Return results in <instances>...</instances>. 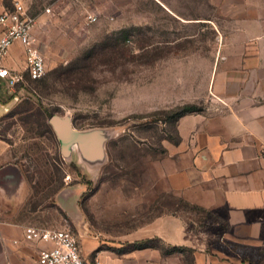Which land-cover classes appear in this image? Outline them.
Instances as JSON below:
<instances>
[{
  "label": "rangeland",
  "instance_id": "1",
  "mask_svg": "<svg viewBox=\"0 0 264 264\" xmlns=\"http://www.w3.org/2000/svg\"><path fill=\"white\" fill-rule=\"evenodd\" d=\"M17 3L34 19L46 70L37 83L24 73L14 94L0 82V105L7 109L0 107V141L18 167L13 191L24 197L23 218L78 234L82 250L95 256L147 239L149 230L129 234L173 213L189 228H208L228 253L264 264V246L223 239L225 226L211 212L161 190L156 168L176 151V110L202 108L209 97L210 58L228 32L224 0H0V8ZM197 15L200 22L193 21ZM13 68L23 72L20 58ZM54 115H68L79 131L119 130L98 171L86 175L64 161L48 123ZM191 256L183 254L185 264Z\"/></svg>",
  "mask_w": 264,
  "mask_h": 264
},
{
  "label": "crops",
  "instance_id": "2",
  "mask_svg": "<svg viewBox=\"0 0 264 264\" xmlns=\"http://www.w3.org/2000/svg\"><path fill=\"white\" fill-rule=\"evenodd\" d=\"M224 3L228 32L221 35L212 24L221 46L210 58L209 97L200 104L201 112L178 119L176 151L156 168L161 190L211 212L225 226L223 239L263 247L264 0ZM193 12H200L199 4ZM193 21L200 22L199 15ZM19 56L15 45L9 62L14 65ZM14 159L11 148L0 141V264H37L41 245L24 240L23 229L31 224L22 216L24 197L14 193L19 184ZM139 230H149L147 239L191 249V264H251L220 248L208 228H189L178 214L160 215L129 235ZM143 240L126 241L118 253L100 251L96 256L108 264H185L183 254L164 255L153 248L124 251ZM91 252L82 250L89 263Z\"/></svg>",
  "mask_w": 264,
  "mask_h": 264
},
{
  "label": "built area",
  "instance_id": "3",
  "mask_svg": "<svg viewBox=\"0 0 264 264\" xmlns=\"http://www.w3.org/2000/svg\"><path fill=\"white\" fill-rule=\"evenodd\" d=\"M88 19L90 22L96 21L93 16ZM33 29L34 19L26 15L19 3L14 5L13 10L0 11V81L5 83L7 92L11 94L23 84L24 73L31 81H38L45 75V59L36 45ZM15 45L21 49L23 58H19L23 63V72L16 71L9 62ZM0 107L7 110L4 105ZM23 235L25 241L41 245L37 253V264H104L96 255L91 263L85 261L78 234L68 229L26 226Z\"/></svg>",
  "mask_w": 264,
  "mask_h": 264
},
{
  "label": "water",
  "instance_id": "4",
  "mask_svg": "<svg viewBox=\"0 0 264 264\" xmlns=\"http://www.w3.org/2000/svg\"><path fill=\"white\" fill-rule=\"evenodd\" d=\"M48 123L55 134L64 161L82 168L86 175L95 173L106 163V143L119 131L108 128L79 131L73 128L68 115L51 116Z\"/></svg>",
  "mask_w": 264,
  "mask_h": 264
},
{
  "label": "trees",
  "instance_id": "5",
  "mask_svg": "<svg viewBox=\"0 0 264 264\" xmlns=\"http://www.w3.org/2000/svg\"><path fill=\"white\" fill-rule=\"evenodd\" d=\"M40 80L30 81V82L37 83ZM201 111H202L201 107H195L193 105H184V106H182L176 110L175 117L179 119L185 115L193 114V113H199ZM154 241H159L162 244V246L158 247V246L152 245V242H154ZM145 248L158 249L164 255L175 254V253L184 254L185 252L192 254V250L189 248L168 246V245L163 244L158 238H152V239H147V240L135 242L130 247L125 249L124 251L141 250V249H145ZM186 261H188L187 264H191V258H189V259L187 258Z\"/></svg>",
  "mask_w": 264,
  "mask_h": 264
}]
</instances>
